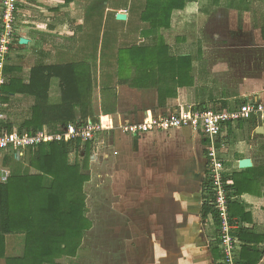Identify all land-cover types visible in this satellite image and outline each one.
<instances>
[{"label":"crops","instance_id":"crops-1","mask_svg":"<svg viewBox=\"0 0 264 264\" xmlns=\"http://www.w3.org/2000/svg\"><path fill=\"white\" fill-rule=\"evenodd\" d=\"M146 2L75 0L67 5L62 0H28L30 10L19 14L16 33L24 42L11 46L4 68L1 100L7 108L2 127L31 134L24 126L34 110L39 126L33 134L77 120L101 123L104 129L90 143L89 155L87 143H81L69 154V164L81 166L89 177L86 186L95 183L98 169L100 178L108 179L111 221L119 213L130 222L127 243L136 244L132 250L142 264H220L218 223L205 209L211 201L204 197L209 175L205 137L189 128L136 137L124 127L181 107L216 104L233 111L246 101L264 107V0H192L184 10L174 11L169 29L155 31L141 20ZM119 14L126 19L118 20ZM162 38L171 57L191 58L194 79L193 86L179 88L178 96L164 103L158 89L119 83L118 59L120 50L159 46ZM69 65L83 67L74 75L86 92L92 84L93 115L85 120L79 107L64 102L59 77L51 79L45 100L4 92L14 80L29 85L38 66ZM133 71L129 64V79ZM216 142L231 180L230 212L241 223V264H264V112L229 123ZM29 159L30 153L21 158L5 153L0 182L4 172L8 180L36 174ZM243 161L249 163L243 167ZM52 182L46 176L44 187ZM88 209L86 202L85 217L95 227ZM25 238L6 235L0 262L23 258Z\"/></svg>","mask_w":264,"mask_h":264},{"label":"trees","instance_id":"trees-1","mask_svg":"<svg viewBox=\"0 0 264 264\" xmlns=\"http://www.w3.org/2000/svg\"><path fill=\"white\" fill-rule=\"evenodd\" d=\"M62 1L70 5L75 0ZM191 1L147 0L141 20L149 24L152 31L169 29L174 11L184 10ZM160 42L159 46L120 50L119 83L143 89H158L161 103H164L169 98H176L179 88L193 86L194 79L191 77V58L171 57L164 39ZM129 64L130 69L132 66L135 71V75L130 79ZM78 68L84 71L83 67L74 68V65L38 66L32 71L29 85L14 80L4 88V92L45 100L51 79L59 77L64 102L74 103L79 107L82 120H85L89 115H93L92 84L90 83V92H86L84 84L75 80L74 74ZM37 111L34 110V117L24 126L29 128L31 134L39 126ZM5 127L8 132L12 131L11 126ZM90 143L87 142L85 146L86 155L90 153ZM80 144L81 141L44 145L38 151L30 153L29 164L36 174L12 177L6 184L0 182V258L5 257L6 235L24 234L26 237L24 257L7 258L6 264H59L57 260L78 255L86 232L92 228V223L85 217L84 186L89 177L81 173L79 164H69V154L78 151ZM46 176L53 180L50 188L44 187ZM204 185V197H211V180L208 174ZM232 195L231 191L230 199ZM205 209L206 212L214 213L219 223L217 213L210 202Z\"/></svg>","mask_w":264,"mask_h":264},{"label":"built area","instance_id":"built-area-1","mask_svg":"<svg viewBox=\"0 0 264 264\" xmlns=\"http://www.w3.org/2000/svg\"><path fill=\"white\" fill-rule=\"evenodd\" d=\"M28 0H0V158L11 153L21 158L26 153L38 151L44 145L55 143L94 142L104 126L93 120L68 123L56 130L43 129L35 134L20 133L17 129L8 132L2 127L7 105L1 100V87L6 83L4 68L12 52V45L21 42L17 38L19 14ZM264 112V107L255 101H246L238 110H229L219 105L181 107L163 114L152 113L145 122L126 124L124 131L132 136L148 133H167L184 128L201 133L206 143L208 171L211 180L210 205L218 216L217 244L222 252L220 264H241L240 253L243 243L239 237L241 223L229 210L231 180L224 172L223 161L219 157L217 138L231 122L250 120ZM9 174L1 177L6 183Z\"/></svg>","mask_w":264,"mask_h":264},{"label":"rangeland","instance_id":"rangeland-1","mask_svg":"<svg viewBox=\"0 0 264 264\" xmlns=\"http://www.w3.org/2000/svg\"><path fill=\"white\" fill-rule=\"evenodd\" d=\"M26 6L22 7L21 10H25ZM251 8L253 9V5ZM26 10H30V8L28 7ZM20 20L24 21V19ZM101 176V171L99 172L98 169L95 172V183L87 184V186L85 184L84 186L87 207H89L88 215L95 223V227L86 232L81 250L75 259H73L74 257L62 258L60 264H128V262L142 264L141 259L137 256L138 253L135 251L134 254L132 250V247H136V244L131 243L130 245L127 243V237L132 236V227L131 224H128L130 222L123 219L119 213L115 221H111V204L107 200V196L110 195L106 189L108 179L103 180L100 178ZM143 228L142 226L139 230ZM15 238L21 239V237ZM17 239H15V244H17ZM129 252L131 256L128 260ZM0 264L4 263L0 262Z\"/></svg>","mask_w":264,"mask_h":264},{"label":"water","instance_id":"water-1","mask_svg":"<svg viewBox=\"0 0 264 264\" xmlns=\"http://www.w3.org/2000/svg\"><path fill=\"white\" fill-rule=\"evenodd\" d=\"M126 17H127V16H126L125 14H119V15L117 16V19H118V20H125ZM21 42L23 43L24 40L22 39ZM245 162L249 163L248 161H243L242 164H241V166H243V163H245ZM243 167H244V166H243Z\"/></svg>","mask_w":264,"mask_h":264},{"label":"bare ground","instance_id":"bare-ground-1","mask_svg":"<svg viewBox=\"0 0 264 264\" xmlns=\"http://www.w3.org/2000/svg\"><path fill=\"white\" fill-rule=\"evenodd\" d=\"M248 163L247 162H245V163H243V166H245V165H247Z\"/></svg>","mask_w":264,"mask_h":264}]
</instances>
